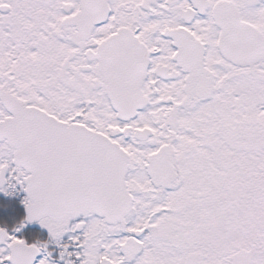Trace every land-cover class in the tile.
I'll return each mask as SVG.
<instances>
[{"label": "snow or ice", "instance_id": "6c2138e0", "mask_svg": "<svg viewBox=\"0 0 264 264\" xmlns=\"http://www.w3.org/2000/svg\"><path fill=\"white\" fill-rule=\"evenodd\" d=\"M0 264H264V0H0Z\"/></svg>", "mask_w": 264, "mask_h": 264}]
</instances>
